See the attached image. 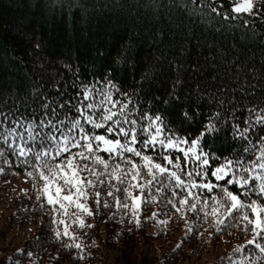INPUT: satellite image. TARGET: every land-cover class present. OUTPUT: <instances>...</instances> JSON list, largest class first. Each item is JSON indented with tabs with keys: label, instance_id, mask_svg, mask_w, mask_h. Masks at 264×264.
<instances>
[{
	"label": "snow or ice",
	"instance_id": "6c2138e0",
	"mask_svg": "<svg viewBox=\"0 0 264 264\" xmlns=\"http://www.w3.org/2000/svg\"><path fill=\"white\" fill-rule=\"evenodd\" d=\"M228 4L173 0L199 23L225 22L229 48L213 42L205 53L198 45L189 58L188 41L150 58L129 38L77 65L64 61V72L31 85L0 87V174L21 168L33 180L36 200L57 214L50 224L57 239L68 238L65 247L84 249L70 229L94 227L84 220L94 215L90 197L95 214L101 204L115 207L137 225L141 204L159 199L218 234L229 221L243 224L252 247L238 245L222 264H264V50L257 63L236 43L239 34L242 44L251 37L264 44V0ZM33 47L39 58L42 43Z\"/></svg>",
	"mask_w": 264,
	"mask_h": 264
},
{
	"label": "trees",
	"instance_id": "16d2710c",
	"mask_svg": "<svg viewBox=\"0 0 264 264\" xmlns=\"http://www.w3.org/2000/svg\"><path fill=\"white\" fill-rule=\"evenodd\" d=\"M224 4L229 7L228 0ZM211 24L190 19L173 7V0H0V87L31 85L40 80L45 75L35 71V63L64 72V61L77 65L97 50L111 51L129 38H135L150 58L179 52L188 41L189 58H194L198 45L205 53L206 45L213 42H217L216 47L229 48L232 36L226 23L217 18ZM218 24H224L221 33L214 31ZM238 35L236 43L250 49L245 54H255L259 63L264 50L260 38L251 37L242 44ZM34 40L43 46L39 58L32 55L36 51ZM15 173L0 174V203L13 180H28L31 188H22L27 191L21 189L13 197L14 214L7 219L11 226L33 227L21 245L2 252L0 264H105V252L116 254L120 264H222L221 258L238 245L252 247L244 242L253 233L245 232L244 225L235 221H229L232 226L218 234L214 225L196 220L192 212L183 208L177 212L163 200L149 199L137 210V225L130 214L115 207L105 209L101 204L99 214H95L91 197L88 205L94 215L84 216V220L94 227L80 229L72 224L70 229L84 249L65 247L68 238L57 239L53 231L57 226L50 224L57 215L50 214L52 206L44 201L41 207L33 180L23 169L15 168ZM69 211L79 214L75 208ZM197 231L203 235H197ZM209 232L213 233L211 238ZM28 251L33 253L31 257L26 255Z\"/></svg>",
	"mask_w": 264,
	"mask_h": 264
},
{
	"label": "rangeland",
	"instance_id": "374dc122",
	"mask_svg": "<svg viewBox=\"0 0 264 264\" xmlns=\"http://www.w3.org/2000/svg\"><path fill=\"white\" fill-rule=\"evenodd\" d=\"M35 71L39 73V75H49L54 74L56 72L55 68L52 66H45L41 63H35ZM22 188L30 189V184L28 180L23 177H20L16 180H13L8 189L5 190L1 203H0V257L2 252H7L10 249L21 245L25 240H27L30 230L33 225H25V226H11L9 225L8 216L13 212L14 208L12 207V200L16 195H18L19 191ZM38 227V223L35 225ZM219 252V251H218ZM217 254V252H213V255ZM210 256V254H209ZM208 256V258H209ZM116 257V258H115ZM105 264H120L117 261V256L114 253H104Z\"/></svg>",
	"mask_w": 264,
	"mask_h": 264
}]
</instances>
